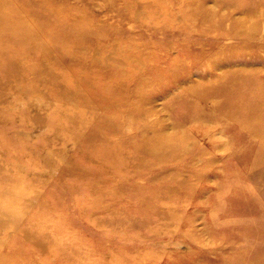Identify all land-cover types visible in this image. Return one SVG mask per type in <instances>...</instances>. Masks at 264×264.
<instances>
[{"label":"rangeland","instance_id":"obj_1","mask_svg":"<svg viewBox=\"0 0 264 264\" xmlns=\"http://www.w3.org/2000/svg\"><path fill=\"white\" fill-rule=\"evenodd\" d=\"M221 2L0 0V264H264V91L199 89L264 82L204 75Z\"/></svg>","mask_w":264,"mask_h":264},{"label":"bare ground","instance_id":"obj_2","mask_svg":"<svg viewBox=\"0 0 264 264\" xmlns=\"http://www.w3.org/2000/svg\"><path fill=\"white\" fill-rule=\"evenodd\" d=\"M224 5V10L227 8H237L241 12V17H235L225 14H221L223 22L228 24L229 21L231 23L236 24L240 29L235 33L232 31H228V40L223 44L225 45L223 55L222 56H213L211 59L207 61L208 69L204 75H215L219 76L223 79H231V78H250L257 79L259 76L263 75L261 70H258L256 67V63L258 60H264V0H221ZM183 11L191 12L193 10L192 7L186 5L182 7ZM197 15L202 16L204 19L209 20L210 18L216 17L219 12L208 8H199L195 11ZM219 16V15H218ZM33 17V16H32ZM209 17V18H208ZM19 19H16L18 21ZM37 25H38V20ZM28 24L26 29L22 26L21 37L24 38V35L30 34V32L35 31L33 29L34 19L25 21ZM68 33V32H67ZM14 36V35H13ZM12 36V37H13ZM77 42H81L83 40L77 39ZM238 48V50H236ZM207 49V48H206ZM202 50V49H200ZM210 50V49H209ZM204 51V50H202ZM198 54L199 57L202 55ZM254 65V66H253ZM194 68V67H193ZM177 67H172V72H170L171 76H176L179 73ZM220 71L219 73H215L216 71ZM87 72V69H86ZM200 74V70L198 72ZM158 81V80H157ZM257 88L258 93L264 91V82L263 83H254L253 81L243 82V83H235V82H214L210 84H202L199 89L201 90H211L214 92L225 90L228 91H239V89H243L245 92L247 89ZM181 95V93L179 94ZM219 99H217L218 101ZM222 102V100L218 101ZM217 102L213 104L212 109L214 112L218 111V107L220 104L216 106ZM236 106H233L230 112H234ZM247 107V106H243ZM216 114V113H214ZM212 118V117H211ZM244 119V118H243ZM222 121V117L219 115H214L213 121ZM221 123V122H219ZM231 136V133H228ZM233 137V136H232ZM228 139L230 137L228 136ZM156 145V149H155ZM181 145V139L177 138H157L155 140L150 141L151 150H153V154L162 157L163 154L167 153L168 150L177 151ZM147 147V146H146Z\"/></svg>","mask_w":264,"mask_h":264}]
</instances>
